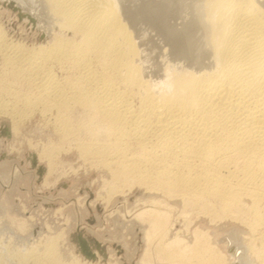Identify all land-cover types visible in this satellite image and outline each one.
Returning <instances> with one entry per match:
<instances>
[{
	"label": "bare ground",
	"instance_id": "1",
	"mask_svg": "<svg viewBox=\"0 0 264 264\" xmlns=\"http://www.w3.org/2000/svg\"><path fill=\"white\" fill-rule=\"evenodd\" d=\"M5 1L44 38L38 44L10 39L0 25V90L36 89L34 99L21 94L23 88L16 90L22 105H43V113L45 106L55 107L62 135L76 130L88 134L86 141L77 142L80 156H95L111 171L112 183L146 184L212 218L225 215L243 221L255 236L252 241L260 243H255L258 249L249 244L264 264V0H193L190 18L180 27L163 25L162 0H139L133 6L134 0ZM133 7L143 24L138 36L130 25ZM181 30L187 39L178 40ZM149 45L155 50L165 45L162 54L179 60L173 70L165 71L166 87L158 91L149 86L148 77H141L138 62L142 51L148 59ZM55 65L72 70L74 76L62 80ZM132 93L139 97L137 105L130 99ZM14 101L0 94V113L13 118L11 131L19 120ZM73 105L82 111L81 118L76 114L79 120L75 116L76 127L72 115H64ZM60 123L54 125L60 128ZM47 149L40 155L52 169L53 154ZM157 208L137 214L143 223L149 222L148 241L167 237L168 211ZM205 232L194 229L192 244L176 234L163 241L164 249L156 255L167 259L166 264H219L213 257L219 249ZM61 235L46 239L43 255L35 253L34 246L14 256L20 264L29 258L37 264H83L61 259L55 250ZM5 248L0 264H7L14 252ZM141 262L151 264L147 258Z\"/></svg>",
	"mask_w": 264,
	"mask_h": 264
},
{
	"label": "rangeland",
	"instance_id": "2",
	"mask_svg": "<svg viewBox=\"0 0 264 264\" xmlns=\"http://www.w3.org/2000/svg\"><path fill=\"white\" fill-rule=\"evenodd\" d=\"M192 1L162 0L160 10L162 12L163 25L171 23L175 27H180L181 23H187L186 21L190 18L188 9L192 7ZM133 2L132 6L140 1L134 0ZM133 8L134 13L132 19H130V25L133 30L135 29L133 27H136V34L140 32L143 24L142 19H140V11L135 7ZM0 25L7 32L8 38L11 37L10 39L26 40L25 42L28 44H38L44 38L43 33L33 29L29 23L18 16L17 12L7 5L5 0H0ZM138 35L139 33H137ZM177 36L178 40L187 39L186 33L182 30L178 31ZM137 39L140 40V38ZM151 46L149 45L148 48ZM163 47L167 48L165 45H161L160 49L155 50L152 46V53L148 52L150 49L146 52L148 59L143 58L144 51L138 58L142 70L141 77L149 78V83L147 79L146 81L154 91H158L162 86L166 87L167 77L166 80L164 79L165 81L162 80L166 75L165 71H171L172 67L174 69L176 67L175 62L178 63L179 61L178 58L162 54L165 49H162ZM154 53L155 55H152ZM157 54L161 59L158 60L156 58L158 57ZM140 58L142 63H140ZM145 60H148L149 63ZM171 62L174 63L173 66ZM146 63L147 65L145 66ZM148 64L150 65L148 66ZM155 64H157V67ZM167 64H170L169 69ZM152 66L154 67V72ZM57 67L60 68L55 65L54 70L62 77V80H64L63 76L65 77L68 74L74 76V73L71 74L72 70H61V68L58 69ZM150 67L152 68L150 71L146 69ZM162 70L163 72H161ZM146 73L150 75L148 76ZM150 76L160 78L158 81H156L157 78L155 79V82L158 83L153 85L154 79L152 78L151 80ZM22 88L20 86L19 88L16 87L15 90L9 93L8 91L5 93V90L2 89L3 91L0 90V94L6 100H12V102L16 101L18 94H20L17 91L23 90L21 94L26 92L32 99H34L33 95H38L35 93V91L38 93L36 89ZM30 91L31 93H29ZM14 97L15 99L13 100ZM130 99L133 104L137 105L139 102L137 94L132 93ZM15 101V110L19 109L16 131H11L13 118L8 114L0 113V250L4 246L3 251H0V255L4 257L6 255L4 253L8 252L5 247L11 250H9V253L13 252V250L16 252V254L13 252V255H9V262L4 260L8 262L7 264H18L19 260L15 256H17V252L18 254L25 253L27 250L24 248L29 250L31 247L37 246V252L35 251V253L42 254L45 250L44 246L46 247L44 245L46 239L55 238V235L59 233L62 234V237L60 236L61 238L57 241L58 244L56 243L57 245H55V248L56 246L59 247L58 250L57 248L55 250L60 252L57 253H59L62 260L69 263H72V259L74 260L75 258L83 264H88L89 262V264H141V260L147 258L151 264H166L167 259L157 256L158 250L164 249L163 241L168 238L172 239L173 236L175 237L178 234L185 239L186 243L192 244L195 241L193 236L195 235L194 229L197 227L206 231L205 233H207L206 235L209 237L210 242L218 247L220 254L216 251L212 255L213 257L217 256V258L215 257L217 261L220 259L218 261L219 264H259L260 261L251 249L250 244L258 249L260 243L257 240L256 242L252 241L255 236L252 237L246 223L225 215L218 216V218L213 217V219L209 214L206 213V215L202 210L200 211V208L185 205L180 197L173 198L170 196L172 197L170 198L169 195L158 189H152L146 184H131L128 181L129 184L122 180H116L115 183H112L114 181H112L111 171L101 165L100 162L98 163L97 160L95 161L97 159L95 156L88 155L87 158L85 155L83 157L82 155L80 156L81 152L78 149L80 145H77V142L80 144V142L86 141L90 137L88 134L84 133V131L78 132L76 130L75 132H68L69 134L67 135L64 134L66 136L64 138L60 127L61 123L58 122L60 112L57 111L56 113L55 110L57 109L55 107L47 105L45 108L48 110L51 107L49 109L51 111L44 110L43 113V105L37 107L30 105V107L28 105L27 107L25 105L24 107L20 98ZM22 107L26 110H22ZM69 109L67 110L68 112L65 111L67 113L64 115L69 117L72 115L71 118H73L74 123L72 126L76 127L78 124L76 118L79 116L81 118L79 114V112L82 113L81 108L78 105H73ZM68 113L75 114L69 115ZM56 118L58 119L56 120ZM53 121L55 125L60 123V128L55 126ZM79 135L82 136L79 137ZM45 149H47L46 151H51L52 156L55 157L51 158L53 160L51 161L52 169L49 167L50 162H47L49 160L40 155L41 151ZM92 160L96 163L92 164ZM110 185H112V189ZM113 191L117 192L114 193ZM160 200L164 203H160ZM149 207L151 209L158 207L161 210L163 209L162 211L169 212H167L169 214V226L167 225V228H169H166L167 231H165L167 237L164 236L160 240L158 239L160 236H156L152 239L153 242L148 241L146 238L145 229L148 228V220L143 223L137 216L138 212ZM182 212L184 213L181 214ZM187 213L188 215H186ZM170 224L173 225L170 226ZM169 229L170 233L168 232ZM79 235L87 240L96 255L94 259L88 258L82 252ZM157 239L161 242L158 243ZM29 259L27 264H37L33 262L32 258Z\"/></svg>",
	"mask_w": 264,
	"mask_h": 264
},
{
	"label": "water",
	"instance_id": "3",
	"mask_svg": "<svg viewBox=\"0 0 264 264\" xmlns=\"http://www.w3.org/2000/svg\"><path fill=\"white\" fill-rule=\"evenodd\" d=\"M79 242H80V246L82 249V252L91 259L95 258V253L92 251L91 247L89 246L87 240H85V238H83L81 235H79Z\"/></svg>",
	"mask_w": 264,
	"mask_h": 264
}]
</instances>
